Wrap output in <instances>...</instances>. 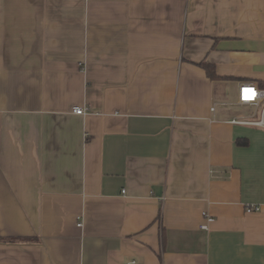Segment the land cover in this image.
Here are the masks:
<instances>
[{
  "label": "crops",
  "instance_id": "1",
  "mask_svg": "<svg viewBox=\"0 0 264 264\" xmlns=\"http://www.w3.org/2000/svg\"><path fill=\"white\" fill-rule=\"evenodd\" d=\"M261 82L264 0H0V264H264Z\"/></svg>",
  "mask_w": 264,
  "mask_h": 264
},
{
  "label": "built area",
  "instance_id": "2",
  "mask_svg": "<svg viewBox=\"0 0 264 264\" xmlns=\"http://www.w3.org/2000/svg\"><path fill=\"white\" fill-rule=\"evenodd\" d=\"M239 99L238 104L242 106H253L256 109L260 108L264 105V89L259 88L255 84L252 83H243L240 85L239 89ZM215 110V107L212 108V111ZM73 113L76 115H84L86 113L85 108L76 107L73 110ZM253 124L258 126H264V111L263 117L260 121L254 122ZM264 208V205L260 204H248L245 206V210L247 213L260 212ZM205 218L206 224L202 225L203 230H208V224L214 221V218L206 213L203 214ZM82 226L81 224L79 225Z\"/></svg>",
  "mask_w": 264,
  "mask_h": 264
},
{
  "label": "trees",
  "instance_id": "3",
  "mask_svg": "<svg viewBox=\"0 0 264 264\" xmlns=\"http://www.w3.org/2000/svg\"><path fill=\"white\" fill-rule=\"evenodd\" d=\"M202 66H203V68H205L209 77L216 78V73H215L214 67L212 65H208V64L204 63V64H202ZM259 87L264 89V82H261Z\"/></svg>",
  "mask_w": 264,
  "mask_h": 264
}]
</instances>
